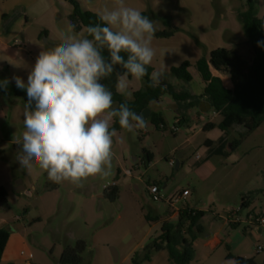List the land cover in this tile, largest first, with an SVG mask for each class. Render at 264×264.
I'll list each match as a JSON object with an SVG mask.
<instances>
[{
    "label": "rangeland",
    "instance_id": "obj_1",
    "mask_svg": "<svg viewBox=\"0 0 264 264\" xmlns=\"http://www.w3.org/2000/svg\"><path fill=\"white\" fill-rule=\"evenodd\" d=\"M76 1L83 10L96 11V14L103 7L114 4V0ZM254 2L256 16L264 18V0ZM126 3L155 22L152 44L155 56L150 66L154 71H163L160 83L172 85L177 92H200L203 80L197 70L198 61L209 60L211 52L217 49L233 50L236 44L246 40L239 12L247 10L248 0H126ZM73 10V5L66 0L40 1L30 11L32 24L26 33L27 47L33 58L11 60L0 70V82L7 80L15 85L13 77L16 76L27 82L39 52L60 43L72 27L69 17ZM10 18L8 15L5 20ZM174 29L179 31L171 38L156 35ZM73 33L82 38L86 36V29L79 33L73 30ZM240 52L247 59L251 57L244 47ZM185 62L191 64L192 83L171 74L173 68ZM143 88L142 79L129 78L132 95L122 96L132 101L133 94ZM24 105L22 98L7 97L0 92V187L8 192L7 202L0 204V220L9 222L6 229L14 234L18 253L29 264H59L66 246L76 247L79 241L86 243L81 264H133L134 255L141 253L162 233V223H150L147 215H158L163 223L178 221L173 217L172 209L164 216L167 206L151 200L148 186L153 184L167 196L190 189L189 205L208 212V215H226L228 210L237 208L243 198L249 196L244 185H249L251 190H264V158L256 152L245 154L254 141L264 143V126L255 138L247 139L243 146L228 152L224 163L220 162L221 158H212L211 162L195 165L197 155L203 158L202 161L208 156L206 142H213L222 133L217 128L204 134L201 126L219 119L214 118L213 112L199 111L202 117L192 116L193 123L189 122L192 132L188 133L178 118L184 114L187 119L191 117L184 113L190 112V108L181 110L169 95L153 102L150 109L161 115L160 129L149 118L146 128L137 129L135 134L125 129L116 130L109 175L89 177L82 187L64 182L56 190H47V174L38 166L27 171L17 160L20 147L15 140L24 130ZM174 127L177 132L172 131ZM147 152L152 155L150 163H147ZM177 163L180 164L178 169ZM202 164H208L210 170L200 172L198 169ZM115 186L120 194L112 201L107 195ZM19 187L24 188L22 193ZM201 224L206 231L193 241L195 258L191 264H237L236 260H229L228 255L264 264V235L259 237L254 229L245 225L233 228L225 224L221 232L223 244L213 250L207 246L208 233L212 232L210 220ZM259 247L262 250L256 252ZM113 249L118 261L114 259ZM153 257L156 264H168L167 250L157 252Z\"/></svg>",
    "mask_w": 264,
    "mask_h": 264
},
{
    "label": "clouds",
    "instance_id": "obj_2",
    "mask_svg": "<svg viewBox=\"0 0 264 264\" xmlns=\"http://www.w3.org/2000/svg\"><path fill=\"white\" fill-rule=\"evenodd\" d=\"M97 15L99 23L89 25L86 36L77 38L70 27L60 43L42 49L27 82L13 77L28 98L24 130L15 140L20 147L17 160L27 171L38 166L55 184L82 187L89 177L109 175L117 135L114 121L133 134L147 125L145 116L127 103L114 107V92L131 96L130 77L149 76V86L156 87L164 75L148 73L155 56L153 20L126 0H114ZM257 45L264 46V41ZM117 65L123 73L116 71ZM104 78L110 84L101 82ZM7 84L0 82V88Z\"/></svg>",
    "mask_w": 264,
    "mask_h": 264
},
{
    "label": "trees",
    "instance_id": "obj_3",
    "mask_svg": "<svg viewBox=\"0 0 264 264\" xmlns=\"http://www.w3.org/2000/svg\"><path fill=\"white\" fill-rule=\"evenodd\" d=\"M66 1L74 7L73 13L69 17L73 30L79 33L86 29L87 35V27L99 23L98 15L94 12L83 10L76 0ZM239 19L243 25L246 40L241 44H236L233 50L217 49L211 52L209 60L200 59L198 61L202 78L209 83L202 96H195L190 92H177L172 85L164 82L156 87H150L149 76H145L142 78L144 88L134 93L132 101L125 100L121 94L115 92L113 94V106L116 107L120 103H127L134 112L142 113L149 108L151 103L159 101L165 95H169L178 103L179 108L183 110L199 105L201 100L205 98L211 109L222 118V122L219 125L208 123L204 128L205 131L219 128L223 132H227L228 127L225 125V121L231 117H234V125L245 124L246 133L241 135L240 139L232 145V150H235L240 146L246 135L256 131L264 123V46L257 45L258 41H264V18L260 19L256 16L255 2L254 0H248V8L243 12H239ZM178 31L179 29H174L172 32L163 31L158 32L156 35L159 38H171ZM243 47L250 52L251 57L249 59L241 54L240 49ZM104 54L107 56V52ZM122 55L126 56L125 53H122ZM190 67L191 64L185 62L182 66L173 68L171 74L179 80L191 83L193 77L189 71ZM147 68L149 74L154 71L150 65ZM212 69L229 74L235 84L245 78L248 81V86L229 90L219 77L213 75ZM116 71L123 73L124 69L117 65ZM109 81V78H104L101 82L108 84ZM0 92L7 97L22 98L25 104L28 99L25 90L18 89L16 85L9 83L6 88H0ZM149 118L152 120L153 125L160 129L163 123L161 115L151 112ZM178 120L180 124H188V119L184 115L179 117ZM113 127L116 130L121 129L118 121H114ZM227 144L225 137H222L218 141V145L210 149L209 155L227 156L228 153L225 151ZM146 159L147 163L152 161V155L148 152L146 153ZM58 187L59 184L52 183L47 179V190H56ZM119 194L120 190L115 186L107 196L112 201H116ZM246 198L242 200V211L248 208L245 202ZM7 200V190L4 187H0V204L6 203ZM206 216H208V212L195 208L191 212L185 210L178 218L177 223H163L160 216L151 217L147 215L146 219L150 223H162V233L159 238L146 245L141 253L134 255L133 264L150 262L154 254L162 250L168 251L170 264H191L195 258L193 241L205 232V226L201 222ZM231 226L237 228L240 225ZM184 232H186V235ZM10 236L9 230H0V264H2ZM85 250L86 243L84 241H79L76 247L66 246L59 264H81L83 261L82 254ZM228 259L236 260L237 264H256L253 259L245 260L240 257L235 258L232 255H228Z\"/></svg>",
    "mask_w": 264,
    "mask_h": 264
},
{
    "label": "crops",
    "instance_id": "obj_4",
    "mask_svg": "<svg viewBox=\"0 0 264 264\" xmlns=\"http://www.w3.org/2000/svg\"><path fill=\"white\" fill-rule=\"evenodd\" d=\"M40 1L42 0H0V70L7 67V65L9 64L11 60H17L18 58H22L23 60H28L27 58L30 56H32L33 58V53L27 47V45H29V41L26 39V33L29 30L30 25L32 24L31 18H30V11L35 9L36 6H38V4L40 3ZM94 13H97V12L95 11ZM8 15H11V18L6 21L5 18L8 17ZM197 70L199 74L201 75L199 66L197 67ZM212 72L214 76L219 77L223 81L224 86L229 90H235L238 87L245 88L248 86V81L245 78H242L241 80H239L237 84H235L232 81L229 74L224 73V72H219L214 69H212ZM201 78H202V75H201ZM208 85L209 83L203 80L202 88L200 92H193L192 90L189 92L195 96H202ZM133 97H134V94H133ZM151 108H152V103L149 106V109ZM188 111L190 112H184V113H187L186 115H188V117L189 115L191 116L188 118V124H184L188 133L192 132V129L189 124V122L193 123L192 116H194L195 118L202 117L199 111H203L205 113L213 112L214 118L219 119L217 122L211 120L208 123H214V124L219 125L222 122V118L219 116L218 113H216L214 110L211 109L210 105L207 103L205 98L201 100V103L199 105L193 108H190ZM177 113L180 114V112H177ZM208 123H203V125L200 128V130H202L204 134H208L210 132V131L204 130L205 126ZM225 125L228 127L227 132H223L221 130L222 133L218 136L216 140H214L213 142H206V144L209 147L208 156L204 161H202L203 158L200 155H197L195 158V165H199L200 163H203V162H211L210 160H212V158H221L220 162L224 163L225 157L210 156L209 155L210 149L216 147L218 145V141L222 137H225V139L228 142L225 151L227 153L228 152L232 153L234 151L232 150L233 143L238 141L241 135L245 134L247 131L246 126L243 123L240 125H234V117H231L228 120H226ZM263 126H264V123L259 129L245 136L242 140V143L240 144V147L244 145L247 139L249 138L252 139V137L255 138L257 132H259ZM216 129L211 130V132L215 131ZM250 152L251 153L256 152L260 155V157L264 158V143L260 144L257 141H254L252 148L246 150L245 154H249ZM198 156H200V159L197 158ZM198 170L200 172L207 171V170H210V166L208 164H205V165L202 164V166H200ZM251 189L253 188L251 187L249 188V185H244V191L245 190L249 191L248 193L249 196L247 195V198L245 201L246 204L248 205V208L243 211V214L244 215L264 214V200H263L264 190L260 188L256 190H251ZM191 196H192V192H191ZM192 202L196 203V199L192 198ZM241 205H242V202L238 207H240ZM193 208L203 211L202 209H199L197 207H193ZM170 209L171 208L167 206V210L163 213V215L168 216L170 214ZM233 210L231 209L228 211L231 212ZM226 215H215L213 213L212 215H208L203 219V221L206 219L210 220V227H211L212 232L208 233L209 240H208L207 246L211 247V249L213 250H216L220 245L223 244V239L221 238V232L223 231L224 226H226L225 224L232 227L230 224L226 222ZM221 222H222V225H220ZM9 226L10 224L8 221H6L5 219L0 220V230L6 229ZM251 229H254L259 235V237H262L264 235V228L263 229L251 228ZM205 231H206V227H205ZM228 242H230L229 239H228ZM17 246H18V242L17 243L15 242L14 234H12L10 236V240L8 242L5 253L3 255L2 264H29L27 261H24L22 257H20L21 255H19L18 253ZM22 256L23 257L26 256L25 252H22ZM240 258H243V257L240 256ZM243 259H246V258H243ZM166 260L168 264H170L168 257ZM154 262H155L154 257H152V260L150 261V263L156 264Z\"/></svg>",
    "mask_w": 264,
    "mask_h": 264
},
{
    "label": "built area",
    "instance_id": "obj_5",
    "mask_svg": "<svg viewBox=\"0 0 264 264\" xmlns=\"http://www.w3.org/2000/svg\"><path fill=\"white\" fill-rule=\"evenodd\" d=\"M173 132H177V128L172 129ZM200 159V156L197 157ZM171 165L173 163L171 162ZM148 192L151 200L155 203H164L173 211V217L179 218L180 215L186 210L191 212L193 207L189 205V198L191 197L190 189H183L170 196L162 193L160 187L156 184L148 186ZM226 222L230 225H245L249 228H264V214L261 215H244L241 206L237 209L229 212L226 215ZM262 248H257V251H261Z\"/></svg>",
    "mask_w": 264,
    "mask_h": 264
},
{
    "label": "water",
    "instance_id": "obj_6",
    "mask_svg": "<svg viewBox=\"0 0 264 264\" xmlns=\"http://www.w3.org/2000/svg\"><path fill=\"white\" fill-rule=\"evenodd\" d=\"M108 84H110V81H109ZM114 93H115V92H114ZM142 114L145 116L146 119H149L150 114H151V111H150V109L148 108V109H145V110L142 112ZM178 168H179V163H177V166H176V169H178ZM19 191L22 193V192L24 191V188L19 187ZM3 204H4V203H3ZM113 256H114L115 261H118V255H117V252H116L114 249H113Z\"/></svg>",
    "mask_w": 264,
    "mask_h": 264
}]
</instances>
